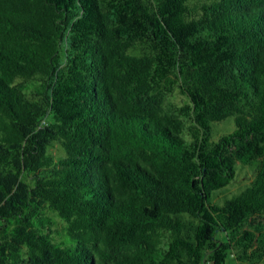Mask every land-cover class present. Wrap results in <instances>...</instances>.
Returning <instances> with one entry per match:
<instances>
[{"label": "trees", "instance_id": "trees-1", "mask_svg": "<svg viewBox=\"0 0 264 264\" xmlns=\"http://www.w3.org/2000/svg\"><path fill=\"white\" fill-rule=\"evenodd\" d=\"M228 260L264 264V0H0V264Z\"/></svg>", "mask_w": 264, "mask_h": 264}, {"label": "rangeland", "instance_id": "rangeland-1", "mask_svg": "<svg viewBox=\"0 0 264 264\" xmlns=\"http://www.w3.org/2000/svg\"><path fill=\"white\" fill-rule=\"evenodd\" d=\"M233 129H234V123L232 121V117H227L226 119L220 122H215L212 124V131H211L212 138L217 139V134L220 135L223 133H228ZM252 174L253 173L248 169L237 171L235 179L232 180V183H230L224 190L218 193L216 200L219 201L224 196L238 193L246 186L245 183L249 182V180L252 177ZM243 184H245V186L241 188ZM231 263L232 261L228 260L225 264H231Z\"/></svg>", "mask_w": 264, "mask_h": 264}]
</instances>
